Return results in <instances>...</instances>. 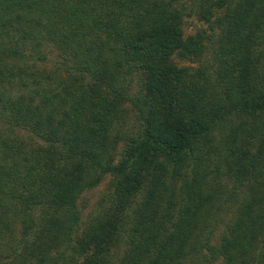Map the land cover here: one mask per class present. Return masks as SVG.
<instances>
[{
  "label": "trees",
  "instance_id": "trees-1",
  "mask_svg": "<svg viewBox=\"0 0 264 264\" xmlns=\"http://www.w3.org/2000/svg\"><path fill=\"white\" fill-rule=\"evenodd\" d=\"M215 2L217 36L179 0H0V264H264V0Z\"/></svg>",
  "mask_w": 264,
  "mask_h": 264
},
{
  "label": "rangeland",
  "instance_id": "rangeland-1",
  "mask_svg": "<svg viewBox=\"0 0 264 264\" xmlns=\"http://www.w3.org/2000/svg\"><path fill=\"white\" fill-rule=\"evenodd\" d=\"M212 1H213V4H211ZM232 1H234V0H232ZM179 2H185L186 11L188 13L182 17L183 34H194L198 30H202L205 33H210V34L212 33V35H214V36L215 35L217 36V34L219 32V29L215 28L217 23L223 17L226 7L230 6V4H231V3H228V4H226L227 6L224 4L221 6H218V5H215V3H216L215 0H211L209 2V5H210L209 6V10H210L209 18H208V20H205L203 18V16L199 15L198 7L191 8V6L189 4V0H179ZM206 55H207V52H204L201 55L200 62H198V64H200L202 62V60L205 58ZM196 64L197 63H194V62H191V63L183 62L182 65H187L190 68H192V70H193L197 67ZM128 123L132 124L133 121L129 120ZM109 188H110L109 177L105 176L94 188L84 191L81 194L79 201H78L80 204V205H78L80 210H82L81 207H83V213L88 212V213L92 214L93 216L98 214L100 211V207L102 205H105L107 202V199L105 200V198H106V194H107ZM137 200H138L137 198L134 199V203ZM134 203H133V205H134ZM118 254H119V252H117V255Z\"/></svg>",
  "mask_w": 264,
  "mask_h": 264
}]
</instances>
